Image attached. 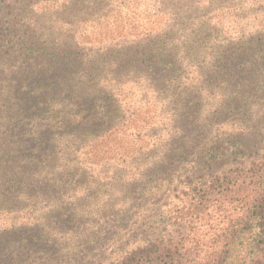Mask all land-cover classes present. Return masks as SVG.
<instances>
[{"label":"trees","instance_id":"16d2710c","mask_svg":"<svg viewBox=\"0 0 264 264\" xmlns=\"http://www.w3.org/2000/svg\"><path fill=\"white\" fill-rule=\"evenodd\" d=\"M137 1L0 0V235L23 227L42 226L45 236L60 231L50 215L70 202L28 191L27 183L34 187L45 176L57 183V173L78 170L72 164L93 172L110 151L108 138L143 142L161 126L164 163L183 137L189 99L197 104L193 126L211 136L214 156L242 136L244 128L219 111L234 98L206 77L228 48L264 44V0H142L162 19L156 30L131 41L82 40L87 26ZM246 60L239 54L232 61ZM154 64L163 70L149 68ZM83 100L97 102L92 116L104 122L98 131L78 127ZM28 152L45 157L30 161ZM191 173L181 203L169 209L176 234H157L111 264H264V148L220 173ZM143 174L120 178L114 192L153 179ZM75 204L78 217L91 214L92 207Z\"/></svg>","mask_w":264,"mask_h":264},{"label":"rangeland","instance_id":"374dc122","mask_svg":"<svg viewBox=\"0 0 264 264\" xmlns=\"http://www.w3.org/2000/svg\"><path fill=\"white\" fill-rule=\"evenodd\" d=\"M161 22L162 19L153 16L140 0L117 6L99 25L87 26L81 37L89 43L131 41L156 30ZM252 26L251 23L245 29L250 32ZM234 30L240 28L234 26ZM239 54L247 56L246 63L232 61ZM149 68L158 72L163 70L157 64ZM206 83L209 86L219 84L227 95L231 94L233 102L227 100L219 111L232 118L234 126L238 124L244 128L242 136L225 155L214 156L209 149L211 136L206 137L201 129H196L198 124L194 128L196 115L193 111L197 104L190 99L188 108H191V115L184 116L183 137L171 144L169 157L164 163L158 142V134L163 132L159 131L161 126L149 132L147 139L150 143L147 145V139L135 143L124 135L108 138L105 148L110 151L105 154V161L98 159L92 164L93 172L72 164L78 170L57 173L54 176L57 183L51 182L48 176L34 187L33 182L27 183L28 191L33 189L37 194L70 203L60 206L50 215L59 226L57 233L45 236L44 228L40 226L1 234L0 264H111L157 234H176L172 226L174 213L169 209L181 203L179 198L187 174L220 173L237 163H248L264 148V44L260 46L252 41L228 48L218 68L207 71ZM97 100L102 102L104 99L97 96ZM83 102L85 104L76 110L80 112L75 118L78 127L98 131L104 122L92 116V107L97 106V102ZM131 145L140 150V155H132L134 149ZM32 153L28 152L26 156L30 161L45 157L33 158ZM115 170L119 172L112 180L108 174L115 173ZM142 172L146 179L149 176L153 179L142 183L138 179L126 189L127 193L114 192L117 186L114 182ZM71 202H77L79 208L85 210L92 207L91 214L84 219L78 217L76 204Z\"/></svg>","mask_w":264,"mask_h":264}]
</instances>
